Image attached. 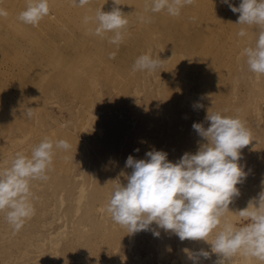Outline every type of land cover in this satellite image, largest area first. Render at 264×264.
Returning a JSON list of instances; mask_svg holds the SVG:
<instances>
[{
    "label": "rangeland",
    "instance_id": "374dc122",
    "mask_svg": "<svg viewBox=\"0 0 264 264\" xmlns=\"http://www.w3.org/2000/svg\"><path fill=\"white\" fill-rule=\"evenodd\" d=\"M96 1L99 0H88L89 4H93L92 6L86 4L83 7L78 6V9L93 8ZM11 2L12 0H0V8H10ZM69 2L73 6L77 5L73 3V0L56 1V12L59 14L52 19L50 18L48 26L44 23V26H34V29L40 30L44 34L42 36L55 42H63L65 37L74 42L75 45L68 48V56L65 60L71 58L80 63L77 65L75 63L67 64L64 71H70L73 66L78 68L95 62H99L105 67L99 58L102 55L101 50L80 36L86 25H95L94 16L88 23H85V20L80 21V18L75 17L73 12L66 11V6L72 8ZM112 9L113 7L110 6L107 12ZM127 19L129 23L126 31L134 25L135 17L127 15ZM3 23H5V17L0 16V24ZM6 23L8 31L4 34L12 40L9 41L8 46H3L0 50V106L6 102L4 101V93L1 92L3 89L13 91L12 95L9 94L11 98L22 96L15 94V90L17 91L19 87V79H22L21 66L23 62L16 61L17 56L22 55L25 58V63L29 65L30 62H34V56H39L43 61L49 54L35 49L33 43H29L21 32H17L10 27L8 22ZM198 26H196V30H199ZM200 30L201 38L209 32ZM246 32L249 34V38L245 48L253 47L258 39L260 27L257 25L249 26ZM106 33L108 36L113 34L111 32ZM16 37L19 39L16 40ZM216 38L217 36L214 34L199 40L205 43L208 39L216 40ZM12 43H14L13 46ZM202 44L203 42L200 45ZM18 46L21 49H18ZM129 46L131 47L130 41L127 40L120 44L119 49L127 50ZM34 50L37 51V54L34 53ZM65 53L62 51L60 55L63 56ZM43 64V67L38 71L39 74H45L47 61H44ZM250 71L245 55L228 77L221 78L223 81L222 92L219 96L213 97V102H211V97L200 95V92L196 90L194 100L191 102V104L195 102L196 105H202V107H195L193 110L191 116L193 124L203 123L202 126L207 129L211 124L210 121L206 120L208 113H220L229 117H238L247 123L246 127L251 131L249 145L240 150L239 164L246 176L237 185L239 195L233 198L229 205V211L222 218L221 226L209 235L208 242L191 239L181 241L173 232L158 228L155 222L151 225L150 230L129 233L127 228L113 222L110 214L106 212V206L116 184L120 182L122 186H126L127 178L132 172L130 167H126L127 158L131 155L134 159L139 160L136 156L140 153V151H136L139 146L136 134L126 128L125 121L116 117L120 109L123 114L124 111L133 106L134 96L125 98L117 95L112 90L116 83L115 79L112 78L106 83L103 81L98 92H89L87 96L81 94L82 100L80 99L81 96H75V94L68 93L64 89L57 91L58 100L51 98V100L44 101L42 109L39 111L34 105L31 111H34L36 115L33 112L31 118L27 115L26 107H20L24 112H21L20 115L22 116H18L17 127H14L9 135L5 134L7 139L2 138L0 140V142L2 141L0 143V169L11 166L14 159L11 157L12 154L26 153L29 148L25 146L29 142L32 141L29 149L31 150L38 144L35 141L41 142L44 135L52 139L56 135V131L51 133V129H56V124L59 121L64 124L57 125L60 130L69 131L71 135L75 134L74 136L89 137L91 135L92 140L86 145L87 140L84 143L83 138L81 139L78 149L72 150L71 157L63 170L56 171V173L49 170L46 181H31V203L35 213L25 221L24 226L18 232H15L7 222L6 210L0 211V264H215L218 254L212 252L211 243L215 239V235L221 230L223 223L225 221L230 222L237 228L246 225L248 220L240 217L238 212L245 209L249 201L254 198L258 199L259 194L264 191V75H257ZM205 73L206 75H201L196 65L190 70V75L192 74L194 78L204 82L205 86H200V88H207L210 85V71H205ZM117 78L118 75L116 81ZM84 82L85 79H78L77 87L88 86ZM116 87L118 85L114 86V88ZM196 87L195 84L191 85V88ZM52 89L56 91L55 83H53ZM131 91L130 95L132 94ZM222 94L223 96H221ZM89 97L94 98L95 106L102 111L103 132L99 136H94L95 133L91 131L90 127L82 129L80 124V122L85 121L83 118L86 111L84 99ZM183 101L184 108H187L185 105L189 100L183 98ZM208 103H212L210 107L213 106L214 109L208 110L206 108ZM165 109L167 110V107ZM175 111L177 113H172V122L176 125L169 128L172 130L169 134L174 137L170 138L168 147L166 145L157 149V151L167 153V159L173 163H176L185 153L195 154L202 144L207 143L193 129V124H187L186 109L182 111L175 109ZM123 116L126 118L125 113ZM29 126L37 130L29 140L15 144L10 143L11 138H20L22 134H25L27 129L31 128ZM83 130L87 134H83ZM151 130V136L154 135V140L148 144L154 148H148V152L156 150V144L163 143L164 140L158 139L159 137L156 138V136L160 135L161 130H166V128L154 126ZM79 148L86 149L81 157L78 156ZM51 167L56 168L55 162ZM80 188L84 192L82 198L79 196ZM153 231L159 232L160 235L155 236ZM200 250L209 252L210 257L205 259L200 256L194 262L190 256L198 254ZM231 264H264V261L248 258L238 253L231 259Z\"/></svg>",
    "mask_w": 264,
    "mask_h": 264
},
{
    "label": "bare ground",
    "instance_id": "6f19581e",
    "mask_svg": "<svg viewBox=\"0 0 264 264\" xmlns=\"http://www.w3.org/2000/svg\"><path fill=\"white\" fill-rule=\"evenodd\" d=\"M56 1L58 0H49V15L45 16L39 22L40 25L35 26H48L50 20L59 14L56 12ZM151 1L152 0H118L119 5H115L114 0H99L96 1L93 8L88 9H78V4L73 6L72 3L69 2V4L72 5V8L66 6V11L73 12L75 17L80 18V21L85 20V17H95L96 12L101 8L102 11L107 12L110 6L113 8L119 7L125 14L135 17V20L134 25L129 27L125 32L122 42L124 43V41L126 42L127 40L128 42L130 41L131 47L129 46L127 50H120V45L117 47L110 43L113 34L108 36L107 33H104L103 36H96L93 34L96 24H91V26L86 25L84 30L80 33V36L101 50L102 55L99 58L106 68L99 62H95L85 64L78 68L73 66L70 71H64L67 64L75 63V65H77L80 63L71 58L65 60L68 56L67 50L75 45L74 42L66 39V37L63 42H55L52 39H46L42 36L44 34L40 30L34 29L33 25L25 24L19 20V14L26 8L28 0H12L11 7L3 9L7 12V15L4 16L5 23L0 24V50H2L3 46H8L10 44L9 41L12 40L8 35L4 34V32L8 31L6 23L8 22L11 28H14L17 32H21L22 36L29 43H33L35 49L45 53L48 52L49 54L47 56L48 59L45 57L43 61L39 56H34V62H30L31 64L29 65L25 63V58L22 55L17 56L16 61L23 62L21 66L22 79H19V87L17 91L15 90V94L22 96L11 98L9 97V94H13L12 90L11 92L8 89H3V91H1L4 93V101L6 102L0 106V140L6 138L5 134L9 135L13 128L17 127L18 116H22L20 114L22 111L24 112L20 107L22 108L25 106L26 112H28L29 109L36 105L35 108L39 111L42 109L44 101L51 100V98H56V100H58L57 91L63 89L78 97H80L81 94L87 96L89 92H98L101 83L103 81L106 83L112 78L115 79L116 82L114 86L118 85L116 88H114V86L112 87V90L117 95L125 98L128 96H134V102L132 103L133 106L124 111L123 114L120 109L117 112L116 117L118 119L120 117L121 120L125 121L127 124L126 128L136 134V140L139 142L138 149L140 151L136 156L137 158H147L146 153L148 152V148H154V146L151 147L148 144L154 140V135L151 136V129H153L154 126H162L166 128V130H161L162 133L160 135L156 136V138L159 137L158 139L161 138L164 140L162 141V144H156V151L157 149H160L161 146L165 147L167 145L166 147H168L170 138L174 137L169 134V132L172 131L169 128L176 125L172 122V113H177L175 109L178 111L186 109V119L188 118L187 124L192 125L191 116L196 107L195 102L191 104L194 100V92L199 91L200 95H208L212 98L211 102H213V97L219 96L223 88V81H221V78H224L225 76L228 77L229 73L236 69L238 63L245 57L244 49L249 34L240 37L238 36V32L241 28H245L247 31L249 26L237 24L240 14L233 13L228 4L223 3V0H194L193 4L185 6L181 10V14L175 17L168 15L165 11L152 13L150 11ZM230 3L239 7L241 0H230ZM87 4L91 6L93 5L89 3ZM141 17H144L145 20L142 21ZM149 17L151 18V22H146ZM198 23L199 26L197 25ZM196 26L199 27V30L203 29L209 31L203 36V38L216 34V40L208 39L205 43L204 41L199 40H203V38H201L202 35L199 33V30H196ZM16 36L18 35L16 34ZM135 37L137 38V41ZM17 39L19 38L16 37V40ZM202 42L203 44L200 45ZM13 44L14 43H12V46ZM138 44L140 46H137ZM15 46L17 45L15 44ZM18 49L21 48L19 47ZM4 51L6 52V50ZM62 51L66 52L63 56L60 55ZM34 53L37 54V51L34 50ZM112 53H115L114 59L110 58ZM222 53H224V57L222 56ZM142 54H149L152 58L161 60L160 69H157L158 72H156L157 70L152 72L133 71V65L136 59ZM44 61H47V64H45L47 69L44 71L45 74H39L38 71L43 67ZM194 65L197 66L201 75H206L205 71H210L209 76L211 82L207 88H200V86H205L204 82L194 78L192 74L190 75V70ZM94 68H97L100 71ZM117 75L118 78L116 81ZM78 79H85L84 84H88V86L77 87ZM125 79L127 80V83L121 84ZM188 79L191 80V83L188 82ZM193 82L197 85V89L191 88ZM53 83L56 84V91L52 89ZM130 91L133 95H130ZM221 96H223V94ZM183 98L189 100L185 105L187 108H184L183 106ZM80 99L82 100L83 96H81ZM84 100L86 111L83 116L85 121L80 122L83 127L82 129L90 127L92 129L91 131L95 133L94 136L102 135V111L95 106L93 97L85 98ZM210 105H212V103H208L206 108L208 110L214 109L213 106L210 107ZM165 107H167L168 111ZM124 113L126 114V118L123 116ZM34 115H36L35 112ZM76 122L78 124V121ZM59 124L64 125L62 121H59L56 124V129H51V133L56 131V135L51 140H67L71 144V149L68 151L56 150L53 159L56 168H50L53 173L64 169L68 159L71 157L72 150L76 148L78 149L79 142L82 138L84 143L87 140L86 145L92 140L91 135L89 137H83L84 135L74 136L75 134L71 135L69 131L60 130L57 128V125ZM29 127L31 128L27 129L26 133L22 134L20 138H11L9 140L10 143L15 144L29 140L32 134L37 131L34 127ZM85 132L86 131H84L83 134H87V132ZM45 137L48 136L44 135V138ZM35 142L39 143V140H36ZM155 142H158V140H155ZM31 143L32 141L25 147L30 149ZM29 149L25 154L30 156L32 149ZM85 152L86 149L79 148L78 156H83ZM75 154L77 155V152ZM11 157L14 158L15 154H12ZM0 170H3V168ZM79 190V196L82 198L84 195L83 189L80 188ZM79 201L80 199L78 200V203Z\"/></svg>",
    "mask_w": 264,
    "mask_h": 264
},
{
    "label": "clouds",
    "instance_id": "9594fccd",
    "mask_svg": "<svg viewBox=\"0 0 264 264\" xmlns=\"http://www.w3.org/2000/svg\"><path fill=\"white\" fill-rule=\"evenodd\" d=\"M73 3L83 7L88 0H73ZM193 3L194 0H152L150 11H165L175 17ZM223 3L228 4L233 13L240 14L237 24L260 27L255 45L245 48L244 54L249 69L264 75V0H241L239 7L232 5L230 0H223ZM114 4L119 5L118 0H114ZM49 13V0H28L19 20L35 26ZM6 15L7 12L0 9V16ZM127 15L119 7L110 12L99 9L94 17L93 34L113 33L110 43L118 47L129 23ZM92 19L85 17V23ZM146 22H151V18ZM246 35L245 28H241L238 36ZM110 58L114 59L115 53ZM160 63V59L142 54L136 59L133 71H156ZM27 115L31 118V109ZM206 120L211 122L207 129L200 123L192 125L207 141L195 154L185 153L176 163L167 159V153L156 150L147 152V159L136 160L131 155L127 158L126 167L132 169L127 184H116L106 206L113 222L127 228L129 233L150 230L155 222L158 228L173 232L181 241L208 242L209 235L221 226L233 198L239 195L237 185L246 176L239 164L240 150L249 145L251 131L238 117L208 113ZM70 149L67 140L53 141L45 137L32 148L30 156L17 152L11 166L0 170V211L6 210V220L15 232L35 213L31 203V181H46L56 150ZM238 214L248 223L239 228L227 221L223 223L211 243L212 252L218 254L215 264H231L238 253L264 261V191ZM153 234L160 235L157 231ZM200 256L208 259L210 254L200 250L190 258L195 262Z\"/></svg>",
    "mask_w": 264,
    "mask_h": 264
},
{
    "label": "crops",
    "instance_id": "0c3cea01",
    "mask_svg": "<svg viewBox=\"0 0 264 264\" xmlns=\"http://www.w3.org/2000/svg\"><path fill=\"white\" fill-rule=\"evenodd\" d=\"M223 55H224V53H222V56H223ZM223 57H224V56H223ZM197 79H198V78H197ZM188 82L191 83V80L188 79ZM126 83H127V80L125 79V80L123 81V83H121V84H126ZM192 84H194V82H193ZM192 84H191V85H192ZM195 85H196V84H195Z\"/></svg>",
    "mask_w": 264,
    "mask_h": 264
}]
</instances>
